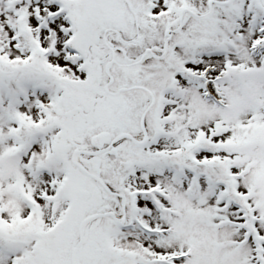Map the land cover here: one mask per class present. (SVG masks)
<instances>
[{"label":"snow or ice","instance_id":"snow-or-ice-1","mask_svg":"<svg viewBox=\"0 0 264 264\" xmlns=\"http://www.w3.org/2000/svg\"><path fill=\"white\" fill-rule=\"evenodd\" d=\"M0 264H264V0H0Z\"/></svg>","mask_w":264,"mask_h":264}]
</instances>
